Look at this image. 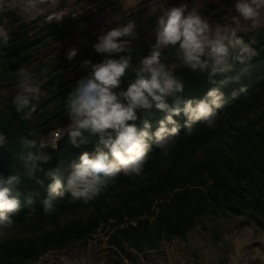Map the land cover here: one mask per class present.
I'll use <instances>...</instances> for the list:
<instances>
[{
	"label": "trees",
	"instance_id": "16d2710c",
	"mask_svg": "<svg viewBox=\"0 0 264 264\" xmlns=\"http://www.w3.org/2000/svg\"><path fill=\"white\" fill-rule=\"evenodd\" d=\"M81 19L65 18L57 23L41 19L42 27L34 26L35 21L20 23L17 32L10 33L7 45L0 46V132L8 139L7 145L0 147V173L5 177L18 173L22 178L18 186L22 206L12 216V228L21 227L22 236L0 237V264L34 262L49 251L62 250L75 241L86 242L99 229L116 255L125 253L129 257L126 247L144 252L163 240L182 238L201 218L218 212L243 215L264 227V29L238 34L257 55L244 64L236 62L232 71L211 80L208 71L192 70L179 60L173 71L184 85L183 92L177 94L182 99H203L214 87L223 93L225 107L216 110L214 125L197 122L188 132L187 117L183 113L174 116L180 125L179 135L167 155L155 147L153 140V150L140 175L120 174L99 196L85 203L71 199L67 176L82 152L95 151L98 136L90 137L89 143L80 148L71 144L67 132L55 149L39 144L25 148L19 143V138L31 130L46 137L70 122L68 97L76 82L90 74L91 65L81 67L75 60L69 61L53 43L58 37L68 36ZM150 46L131 48L134 66L149 55ZM83 55L92 64L105 59L99 53L92 55L89 49ZM123 55L128 53L108 54L106 58ZM20 67L31 71L43 93L31 121L20 119L13 105L15 91L5 92L18 82ZM135 78L130 68L116 91H126ZM166 99L172 104L173 97ZM257 109L259 112L251 117L252 110ZM165 115L155 107L137 110L138 119L128 123L142 127V121L148 119L149 131L154 133ZM29 153L51 156L48 163H40L43 171L35 173L43 186L24 176ZM57 167L65 177L64 196L57 197L55 211L45 214L42 201L51 183L45 173ZM29 193L33 194L31 205L26 202Z\"/></svg>",
	"mask_w": 264,
	"mask_h": 264
},
{
	"label": "clouds",
	"instance_id": "9594fccd",
	"mask_svg": "<svg viewBox=\"0 0 264 264\" xmlns=\"http://www.w3.org/2000/svg\"><path fill=\"white\" fill-rule=\"evenodd\" d=\"M60 4L61 0H0V13L17 12L24 22L44 15L48 22H60L69 15ZM234 8L237 15L231 16L230 23L226 25L200 15L198 5L189 8L188 4H181L165 8L156 20L155 43L150 46L149 55L143 57L137 66L132 64L130 47L137 37L135 20L129 19L126 24L101 34L92 46L97 53L109 54V57L122 52L128 55L119 59L105 58L96 64L82 61L81 67L91 65V72L76 82L68 97L66 109L70 123L67 129H57L46 138L31 130L27 136L19 138V143L25 148L39 144L40 147L55 149L62 133L67 131L71 144L80 148L89 143L90 137L98 136L95 151L82 152L78 162L70 165L67 188L71 191L72 200L87 203L99 196L120 174L140 175L153 150L150 142L154 140L155 147L165 155L174 145L180 127L174 116L183 113L187 117L185 126L190 132L197 122L213 126L216 110L225 107L224 95L215 87L209 89L203 99L196 101L177 95L183 92L184 85L174 75L176 65L163 62L165 50L176 49L177 59L184 66L208 71L210 80L217 74L232 71L236 62L244 64L257 55L251 44L238 33L264 25V0H236ZM10 39L8 23L0 25V46L7 45ZM77 54L78 49L73 46L67 51L66 58L71 61ZM130 68L135 73V80L130 82L126 91H116ZM17 74L19 81L13 105L21 114V120L31 121L37 112L42 89L36 77L25 67H20ZM169 96L173 97L172 104L167 102ZM153 107L166 113L154 133L149 131L151 124L148 119L142 121V127L128 123L138 119L137 110L150 111ZM7 143V136L0 132V147ZM50 160L48 154L34 156L29 153L24 176L43 186L44 182L35 173L43 171L41 162ZM45 175L51 178V183L47 185V197L42 201V207L45 214H50L56 210L57 197L64 196L65 177L59 167L48 170ZM21 183L18 173L7 177L0 173V237L14 226L12 216L21 209L22 193L18 190ZM26 202L33 204L32 193L26 196Z\"/></svg>",
	"mask_w": 264,
	"mask_h": 264
},
{
	"label": "rangeland",
	"instance_id": "374dc122",
	"mask_svg": "<svg viewBox=\"0 0 264 264\" xmlns=\"http://www.w3.org/2000/svg\"><path fill=\"white\" fill-rule=\"evenodd\" d=\"M162 1L145 4L144 0H61V8L74 9L78 12L77 17L83 19L68 36L58 37L53 46H59L65 53L75 46L78 54L73 60L81 64L85 59L84 50L89 49L92 55L97 54L92 46L101 34L126 24L129 19L135 20L138 26L137 37L132 40L130 47L152 45L156 40L154 29L157 17L165 10L161 6ZM235 3L236 0L222 3L219 8L223 12L222 16L204 17L221 25L229 24L230 17L237 15ZM48 11L52 10L49 8ZM41 19L48 22L46 15L39 16L33 20L34 26L42 27ZM31 22H24L17 12L0 13V25L8 23L10 33H16L20 23ZM263 29L264 25H261L238 34ZM101 55L105 58L108 56ZM162 59L166 65H180L176 49L165 50ZM17 83L5 92L16 91ZM259 109L252 110L250 116L253 117ZM21 231V227H14L8 230L6 236H22ZM102 231L99 229L86 242L75 241L62 250L49 251L38 260L25 264H264V227L243 215L228 212L208 215L201 218L196 227L182 238L163 240L155 248L144 252L126 247V252L131 253L129 257L125 253L116 255L106 243L107 237Z\"/></svg>",
	"mask_w": 264,
	"mask_h": 264
},
{
	"label": "crops",
	"instance_id": "0c3cea01",
	"mask_svg": "<svg viewBox=\"0 0 264 264\" xmlns=\"http://www.w3.org/2000/svg\"><path fill=\"white\" fill-rule=\"evenodd\" d=\"M155 1H158V0H154V1L144 0L145 4H152V3L155 4ZM224 2H226V0H165V1H162L161 6L162 8L164 7L165 9V8H169L173 6H180L181 4H188L189 8H191L194 5H198V11L200 15L202 16L212 15L213 17H219L223 15V12L219 11V8L221 4Z\"/></svg>",
	"mask_w": 264,
	"mask_h": 264
},
{
	"label": "built area",
	"instance_id": "2783aa9c",
	"mask_svg": "<svg viewBox=\"0 0 264 264\" xmlns=\"http://www.w3.org/2000/svg\"><path fill=\"white\" fill-rule=\"evenodd\" d=\"M67 10H68V12H69V15H67V16H65L63 19H65V18H75V17H77V14H78V12L77 11H75L74 9H68V8H66ZM74 14V15H73ZM54 22H56L55 20H53ZM101 32H102V30H101ZM70 123V122H69ZM69 123L67 124V125H65V126H59V127H57V128H55V129H53L50 133H52L53 131H55V130H57V129H67V127H68V125H69ZM65 132H67V131H64L63 133H62V135H61V138L63 137V135L65 134ZM49 133V134H50ZM49 134L46 136V137H48L49 136ZM45 137V138H46ZM60 138V139H61ZM59 139V140H60ZM58 140V141H59ZM57 141V142H58ZM47 147H50V148H52L51 146H47Z\"/></svg>",
	"mask_w": 264,
	"mask_h": 264
}]
</instances>
